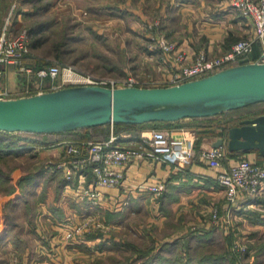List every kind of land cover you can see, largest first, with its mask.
I'll return each instance as SVG.
<instances>
[{"label": "rangeland", "instance_id": "374dc122", "mask_svg": "<svg viewBox=\"0 0 264 264\" xmlns=\"http://www.w3.org/2000/svg\"><path fill=\"white\" fill-rule=\"evenodd\" d=\"M13 1L19 2L21 0ZM57 1L50 0V4L46 9L31 17L40 21L53 22V27L44 35L45 42L37 49H30L42 60L75 65L77 68L98 78L106 79L109 85L110 80H114V86L121 85L127 76L139 79L140 82L159 80L167 70V64L161 62L157 54L150 58L145 51L146 47L144 49L141 45V43H144L146 46L148 43L146 34L149 31L145 27L147 21H144L142 28H140L142 36H140V43H138L139 40L136 42L133 39L125 41L123 37L134 35L135 31L133 27L131 30L130 27L126 26L129 19L123 22L122 17L118 16V13L123 12V10L114 6L119 0H91L92 8H87V1L85 2V0L80 1L79 7L75 4L77 3L76 0H59V2L61 1L60 4ZM47 2L49 1L44 0L41 5ZM224 7L227 8L225 5ZM33 9L30 8L29 12H33ZM27 19L22 16L23 23L20 24V27L26 26ZM156 19L158 18H152L148 21ZM131 21L130 19L129 23ZM72 24H74L73 29L69 28ZM66 27L68 28L67 41L63 45L65 51L61 58L55 55L54 49V51H48L47 49L50 48L51 50L53 45L65 35L63 32L64 29H67ZM154 29L159 31L158 27ZM167 38L169 39V37ZM20 70L24 71L21 68ZM26 90L27 88L15 89L10 94L23 95L21 92ZM28 91H30L29 88ZM254 107L262 108L264 106ZM184 119L190 122L193 121L189 118ZM5 135L7 134L0 133V137L4 138L3 141L8 139ZM28 147H24V152L15 155L10 152V147H6L8 152L5 149L0 150V178L5 179L4 182L0 183V220L2 219L5 225H10V205L6 207H2V205L6 199L10 200V197L13 196L10 193V188L13 187L10 180L19 178L25 173L38 171L52 158L46 150ZM62 178L60 173H56L52 177V179ZM28 188L31 190L26 196L27 199L32 201L30 205L34 204L36 206L37 202L42 200L41 195H44V200H51L54 196L52 188L55 187L53 185L49 188L50 191L47 194L42 193V187L40 188L37 185ZM17 193L21 194V191L18 189ZM223 194L222 191L220 196L214 198L204 197L207 201H202L206 203L202 209L190 206L185 212H182L178 210L180 204L177 213V210L174 211L168 206L166 216H163L161 208L151 207L148 201L145 207H141L136 211V215L125 219L121 227L119 222L115 223V225L118 224L117 227L110 226L96 217H93V220L81 219L79 224L84 223L86 225L81 226L79 233H72V237L68 238L64 233L63 240L66 241V247L71 241L74 242V239L81 241H84L85 238H87V241L95 239L96 242L101 238L103 240L105 236L106 240L112 239L114 241L113 237H116L117 241H123L122 247L116 248L111 253L105 254V256L100 255L93 260L85 261L84 264H144L151 260L154 264L156 262L158 264H264V200H261L264 199V195H261V199L258 198V202L255 200L246 201L245 199L239 210H236L234 205L238 201L230 206ZM183 205H186V202ZM38 206L41 205L38 204L36 209L34 207L33 212L37 210ZM24 210L21 211L24 212ZM156 211L158 213L154 214ZM31 214L30 218L27 219L28 215L18 210L12 213L11 217L17 219L18 226H22L24 221L23 229H31L28 230V233L23 234L24 236L17 234V239L19 240L22 237L23 244L30 245L35 242L36 236H41L38 240L44 245L41 248L42 251L52 255V260L45 262L58 264L56 261L54 262L56 258L54 254L57 253L54 247L56 241L53 245L50 244L55 230H49L50 222L43 218L37 224L32 220L33 216ZM214 215L217 216L214 217ZM25 220L27 223H25ZM25 226H28V228ZM34 227H38V229L35 230ZM45 228L49 229L44 230ZM7 229H10V227ZM38 231H41V235ZM250 231L252 233L247 234ZM94 233H97L95 237H91V234ZM8 240L10 241V235ZM46 241L49 244H46ZM234 242L239 243L243 248L236 251L233 248ZM6 251L9 253V257L10 255L11 258L13 256V262L17 263L16 260L20 258L19 254H10V249L7 246L0 247V257L5 258ZM42 251L37 248L34 254L40 252L39 257L45 256ZM82 252L87 254L86 251ZM157 253L159 258L155 256ZM71 255L72 253L67 254L66 261L70 262L77 257Z\"/></svg>", "mask_w": 264, "mask_h": 264}, {"label": "crops", "instance_id": "0c3cea01", "mask_svg": "<svg viewBox=\"0 0 264 264\" xmlns=\"http://www.w3.org/2000/svg\"><path fill=\"white\" fill-rule=\"evenodd\" d=\"M3 1L5 4L0 0V25L9 18L8 32L14 34L19 30L20 24L23 23L22 16L24 17V12H29L32 5L28 2L18 0L19 2H17V5L19 6V10L10 17V5L13 0L12 2H10L11 0ZM76 1L77 3L75 4L79 7L80 1L82 0ZM57 2L58 4L61 3L59 0ZM85 2L87 8H92L91 0H85ZM114 6L123 10L122 13H118V16L122 17L123 22H126L128 19L129 22L130 19L132 20L131 23L126 22V26L130 27L131 30L133 27L135 33L129 37L127 36L128 38L126 35L124 37L122 36L125 38V41L133 39L136 42L139 40L138 43H140V28H142L143 22L152 18H158L160 19V26L158 27L159 31L167 35L169 40L174 41L178 48L189 56H194L199 51H207L208 53L214 54L221 53L229 48L235 40L249 37L253 34L251 24L235 11L225 8L223 0H119ZM133 22L134 24L132 25ZM141 45H143V48L145 49L144 43H141ZM257 52L259 54L262 52L259 46L253 48V50L244 55L243 58H249L250 54H256ZM1 66L0 89L3 91L2 96L4 97L19 96L20 94H10L13 93L12 90L15 89L20 90L27 88L26 91H28L29 88L30 91L28 92H31L35 90L37 91L40 87L50 85L49 77L48 80L46 77H38L34 71L31 73L21 71L20 66L18 67L17 63H3ZM42 82H44L43 84L45 85H43ZM26 91L21 92V94L28 93ZM192 125H194V121L190 122L184 120L183 123L179 125H173L170 128H162L169 129L172 131L171 134L173 137H178L180 135H187L190 131L194 130ZM150 128V126L142 128L144 131L142 130L140 138L145 135ZM204 137L206 136H203L197 144L195 141L197 149L200 145L204 146L212 143L214 139V137ZM134 140L137 139L130 138L124 140L122 143L124 144ZM42 149L49 152L50 156L53 158H51L50 161L54 164L61 161L65 153V147L61 144H54L49 147L41 148V150ZM85 150V146H82V153H84ZM247 154L252 160L257 159L255 151H248ZM44 166L50 173H60V176L63 177V183L60 186V193L57 197L56 204L58 209H60V212H62V216L59 217L56 215L55 211L48 206L49 203L40 200L37 202L36 206L38 204L41 206H38V211L35 210V212H33L32 220L37 224L39 220L41 221L44 219L47 222L49 221L50 229L45 228L44 230H55V234L52 232L54 235L50 244L53 245L56 241L54 247L57 253L54 254L56 255V258L53 260L58 264H84L85 261L93 260L100 255L105 256V254H109L116 248L123 246V241H117L118 239H115L116 237H113V241L112 239L106 240L107 238L104 236L103 240L101 238L96 242L95 239L90 241H87V238H85L84 241L74 239L75 241H71L66 247V241L63 240L64 233H66L72 226L79 224L81 219H86L88 216L96 217L110 226L113 225L117 227L118 224L115 225V223L119 222L121 227L125 219L136 215V211L141 207H145L148 201L151 207L154 206L155 209L161 208L163 216H166L169 209L167 208L168 206L176 211L181 204L178 210L182 212H185L190 206L202 209V207H205L206 205V203H203L202 201H207L204 197L210 196L211 198H214L220 196L223 191L215 179L217 169L208 166L205 161H202L197 157L188 163L180 165L169 164L165 160L135 159L125 171L123 184L117 188L102 187L101 190L104 195V202H102V204L94 205L90 200L79 199L76 197L73 190L65 187L66 179L60 169L51 171L47 168L46 164H44ZM17 179L18 177L10 180L13 186L10 193H12L13 196L10 197V200L6 199L2 205V207H6V205L10 204V201L13 200L12 202H15L16 209L10 210V219L12 213H15L17 210L27 215L26 210H24V212L21 211L24 209V201L23 199H18V196H21V194L17 193L19 189L16 183ZM90 179L91 173L88 172L84 183L87 184ZM159 179L165 180V190L158 197H154L147 191L146 186L149 183H155ZM42 181L43 179L39 182L37 181L38 183L36 182L35 184L41 186L43 184ZM53 181L54 180L51 179L50 184H53ZM77 183L78 181L76 178L73 184L76 185ZM244 200L245 198L240 196L237 204L233 207L236 208V210H239V207L245 202ZM185 202L186 205H183ZM36 206H34L35 209ZM178 210L176 211L177 213L179 212ZM157 213L158 212L156 211L154 214ZM28 218L29 217H27V219ZM15 223H17L16 226L13 225L14 227L12 228L10 225V229H7L9 228L8 225H5L2 222V219L0 220V247L3 248V246H7V248L10 249V254H19L20 261L16 260L17 263L13 262V256L12 258L11 255L9 257V253L6 251L5 258L0 257V264H18V262L19 264H49L45 261L52 260V255L42 251L41 248L44 247V245L38 240L41 236H36L35 242L30 245L23 244V238L21 237L19 241L20 244H22L21 246L18 244V241L15 242V240L12 239V235L15 233L24 236L23 234L28 233L31 230L23 229V226L25 225L24 221L22 226H18L19 223L17 219H15ZM25 223H27L26 220ZM25 227L28 228V226ZM34 228L32 229L33 231ZM37 229L38 227L35 228V230ZM251 233L252 231H250V233L247 232V234ZM39 234L41 235V231ZM9 235L10 241L8 240ZM46 244L49 243L46 241ZM37 248L44 252L45 256L43 255L39 257L40 252L34 254ZM82 251H86L87 254H84ZM68 253H72V257L73 255L77 257L68 262L66 261ZM78 256L80 257L78 258ZM44 257L45 259H43Z\"/></svg>", "mask_w": 264, "mask_h": 264}, {"label": "built area", "instance_id": "2783aa9c", "mask_svg": "<svg viewBox=\"0 0 264 264\" xmlns=\"http://www.w3.org/2000/svg\"><path fill=\"white\" fill-rule=\"evenodd\" d=\"M223 4L239 13L251 24L253 28L251 36L237 39L222 53L199 51L194 56H189L164 33L154 29L159 27V19L147 21L145 27L149 32L146 34L148 43L145 51L150 58L157 54L161 61L167 64V70L159 80L140 82L139 79L127 76L121 85H172L201 77L233 65L231 63L235 61L238 63L239 59L252 50L255 41H259L262 47L261 54L255 60H264V0H223ZM16 5L17 1H13L10 5V17ZM8 29L9 18L0 25V74L3 63L20 64L31 52L27 28L21 26L14 34H10ZM20 68L27 73L33 71L31 67L22 64ZM34 72L40 78L49 77L50 89L73 84L107 85L106 79L98 78L72 64L53 62L37 68ZM114 82L110 80L108 86H114ZM42 90L45 89L40 87L37 91ZM2 93L0 89V96ZM171 132L166 128L151 127L141 138L123 144L118 142L117 135L111 131L109 137L104 139L87 141L64 139L50 145L32 144L30 147L41 149L54 144L63 145L65 153L61 161L54 164L49 160L46 163L47 168L51 171L60 169L66 179L65 187L73 190L79 199L90 200L94 205L104 202L102 187L117 188L123 184L125 171L135 159L165 160L169 164L180 165L197 157L205 161L208 166L217 169L215 179L230 206L234 205L240 196L246 201L258 197L260 185L264 181V162L252 160L247 152L231 154L225 143L217 146L209 143L200 145L197 149L195 130L178 137H173ZM82 146L86 149L84 153ZM88 172L91 173V179L86 184L84 181ZM76 178L78 183L74 185ZM165 186V180L159 179L155 183L147 184L146 189L154 197H158L165 190ZM92 218L88 216L86 219L93 220ZM84 225L86 224L80 223L72 226L66 232V237H72V233H79L81 226ZM233 248L238 251L243 247L234 242Z\"/></svg>", "mask_w": 264, "mask_h": 264}, {"label": "water", "instance_id": "95a60500", "mask_svg": "<svg viewBox=\"0 0 264 264\" xmlns=\"http://www.w3.org/2000/svg\"><path fill=\"white\" fill-rule=\"evenodd\" d=\"M264 101V60L238 63L178 84H73L14 97L0 96V130L59 132L112 122L143 123L204 117ZM229 151L264 156V112L228 127Z\"/></svg>", "mask_w": 264, "mask_h": 264}, {"label": "trees", "instance_id": "16d2710c", "mask_svg": "<svg viewBox=\"0 0 264 264\" xmlns=\"http://www.w3.org/2000/svg\"><path fill=\"white\" fill-rule=\"evenodd\" d=\"M44 0H25L24 2H28L29 4L32 5V8H34L33 12H24V18H31L32 16H36L39 12H41L43 9H46L49 4V2L44 3L41 5V2ZM46 1V0H45ZM2 2L5 4V2L2 0ZM10 5V4H9ZM4 6V5H3ZM19 10V6L16 5L12 16L14 13H16ZM37 18V17H36ZM28 20V19H27ZM73 25H70L69 28L73 29ZM28 30L29 37H30V49H37L41 44L45 42V33L48 32V30L53 27V22L52 21H40L38 19H29L26 26ZM67 28V27H66ZM67 29H64V36L53 45L52 49L48 48V51H54L55 50V55L60 56L61 58L63 57L65 49L63 48L64 43L67 41ZM236 41V40H235ZM261 48L262 47L259 41H255L253 43V48L257 47ZM146 47V46H145ZM230 47V46H229ZM252 48V50H253ZM54 49V50H53ZM229 49V48H227ZM226 49V50H227ZM46 50V51H47ZM251 50V51H252ZM250 51V52H251ZM224 52V51H223ZM222 53V52H221ZM260 53V51H259ZM258 52L256 54L252 53L250 54L249 58L250 60H255L259 57ZM53 62L50 61H45L39 58L37 55H35L32 50L30 53H28L21 61L20 64H17L19 67L21 64L24 66H29L35 71L37 68L41 66H46L49 65ZM237 61L231 63V64H236ZM48 79V77H46ZM49 80V79H48ZM109 85V84H107ZM43 89L48 90L50 89L49 85L48 86H43ZM35 91L28 92L26 94L34 93ZM264 106V101L260 102H255L240 108L236 109H231L229 111H225L219 114H215L212 116H204V117H191L189 118L190 120H193L195 123L192 125V128L195 130L197 134V140L196 144L200 142L201 138L203 136L206 137H223L226 138L227 136V130L228 127L232 124H235L238 122L239 119L244 118V117H250L255 114H260L264 112V107L262 108H255L254 106ZM185 119H179L175 121H149V122H143V123H124V122H108L100 125H94L90 127H85L82 129H77V130H67V131H59V132H31V131H16V132H10V131H3L0 130V133L3 132L8 139L3 141L4 138L0 137V150H8L6 147H10V152L15 155L21 152H24L23 149L24 147H27L32 144H44V145H50L53 143H56L58 141L64 140V139H76V140H92V139H100V138H108L110 135V132L112 131L114 134L117 135L118 137V142L122 143L124 140H128L130 138L132 139H138L140 138V135L142 133V128L150 126V127H166L170 128L173 125H179L183 123ZM201 122V123H200ZM144 131V130H143ZM24 146V147H21ZM28 147V148H29ZM228 150V149H227ZM255 151L257 154V159L255 160L256 162L263 163L264 162V156L258 151V150H252ZM8 152V151H7ZM230 153L231 151L228 150ZM235 154L237 152H231V154ZM56 173H50L45 166H42L41 168L38 169V171L32 173H25L24 175L20 176L16 183L21 191V196L18 198L19 200L24 201L23 208L27 211L26 214L28 215L27 217L30 218V214L33 216V209H34V204L30 205L31 199H27V194H29L30 190L28 187L29 186H35L36 182L40 181L43 179V184L39 186L40 188L42 187V193H48L50 191V187L53 185L55 188H52L54 191V196L52 197L51 200H44V195H41L42 200L46 201L49 203V207L55 211V214L58 215L59 217L62 216V212H60V209L57 207V197L60 193V186L63 183V179H53V184H50V180L52 177H54ZM38 178H37V177ZM42 176V177H39ZM5 179L0 178V183L4 182ZM37 182V183H38ZM12 186V185H11ZM38 186V185H37ZM13 189V187H12ZM10 188V192L12 191ZM260 195V197H259ZM255 199V201H259L261 199V195H264V181L260 185V192ZM26 196V197H25ZM259 198V199H258ZM16 200V199H15ZM262 201L264 199H261ZM13 201V200H12ZM10 201V210H15V202L13 203ZM6 205V206H8ZM31 216V217H32ZM28 218V219H29ZM10 225L13 228L14 226L17 225L15 223V219L11 217L10 219ZM10 225H8L10 227ZM14 225V226H13ZM97 233L91 234V237H95ZM18 235L17 233L12 235V239L15 240V242H19L17 239ZM17 244V243H16ZM20 246V242L18 243ZM157 258H159L158 253L155 255ZM153 258H155L153 256ZM231 258V262H232ZM144 264H154L153 261H147ZM155 264H158L157 262Z\"/></svg>", "mask_w": 264, "mask_h": 264}]
</instances>
